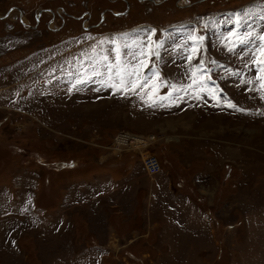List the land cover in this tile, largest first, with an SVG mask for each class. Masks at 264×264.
<instances>
[{"label": "rangeland", "instance_id": "1", "mask_svg": "<svg viewBox=\"0 0 264 264\" xmlns=\"http://www.w3.org/2000/svg\"><path fill=\"white\" fill-rule=\"evenodd\" d=\"M261 37L264 0H0V264H264Z\"/></svg>", "mask_w": 264, "mask_h": 264}, {"label": "snow or ice", "instance_id": "2", "mask_svg": "<svg viewBox=\"0 0 264 264\" xmlns=\"http://www.w3.org/2000/svg\"><path fill=\"white\" fill-rule=\"evenodd\" d=\"M193 39H196L195 37ZM261 39H264V37H261ZM245 40H241V43H245ZM262 51L261 55H264V44H261L258 46ZM196 49H193V52L195 53ZM117 53L119 54V49H117ZM143 55V53H141ZM107 58L105 57V60ZM191 59V57H190ZM256 63H264V60L260 61H254ZM118 67V65H117ZM139 65L132 66L130 70L128 69H121L116 72V76L118 78V83L116 84H110L111 87H114L117 91H124L125 94H128V92H131L132 95H139V99L142 101H145L146 103H149V106L155 105L159 100L163 99H169L171 100V94L168 97H160L158 94L159 87L163 86L162 82L159 81L158 73H153V77L157 79V82L151 85L152 89L157 90L156 95L153 96L151 90L147 93V100L146 96L143 94L137 93V89L139 88L141 93L145 91V89H149V78L148 77H141L139 74ZM198 69H194L192 71V84L188 87L191 88L193 85H197L198 81L196 79ZM261 72H264V68L260 69ZM111 79V78H110ZM261 80V88L264 89V76L260 77ZM143 81V83L141 82ZM172 88L173 92L180 91L181 89L177 88L175 85L170 86ZM205 88L203 86V82L201 81L199 83V86L197 87V98L199 97L200 92H204ZM209 94L212 96L213 99H217L215 92L211 91ZM228 107H235V105L229 103Z\"/></svg>", "mask_w": 264, "mask_h": 264}, {"label": "built area", "instance_id": "3", "mask_svg": "<svg viewBox=\"0 0 264 264\" xmlns=\"http://www.w3.org/2000/svg\"><path fill=\"white\" fill-rule=\"evenodd\" d=\"M129 135L127 134H118L117 137H116V142L118 141V138H121V137H128ZM127 142V141H126ZM118 145H125L127 143H124V144H121V143H118ZM143 163L145 165V168H146V171L150 174V175H154L156 173L159 172L160 168H161V165H160V162L158 161V159L154 156V155H147L143 158Z\"/></svg>", "mask_w": 264, "mask_h": 264}, {"label": "bare ground", "instance_id": "4", "mask_svg": "<svg viewBox=\"0 0 264 264\" xmlns=\"http://www.w3.org/2000/svg\"><path fill=\"white\" fill-rule=\"evenodd\" d=\"M118 141L121 144H124V143L129 144V143H131L130 145L134 144L136 146H140V145H142L144 143V140H143V138L141 136H135V135H130L128 137L118 138Z\"/></svg>", "mask_w": 264, "mask_h": 264}]
</instances>
